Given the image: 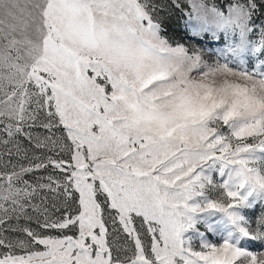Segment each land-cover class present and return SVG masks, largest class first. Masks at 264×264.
<instances>
[{"label":"snow or ice","instance_id":"6c2138e0","mask_svg":"<svg viewBox=\"0 0 264 264\" xmlns=\"http://www.w3.org/2000/svg\"><path fill=\"white\" fill-rule=\"evenodd\" d=\"M250 201L264 0H0V264H264Z\"/></svg>","mask_w":264,"mask_h":264},{"label":"rangeland","instance_id":"374dc122","mask_svg":"<svg viewBox=\"0 0 264 264\" xmlns=\"http://www.w3.org/2000/svg\"><path fill=\"white\" fill-rule=\"evenodd\" d=\"M173 31L177 34V39L180 35H183V21L174 19L172 21ZM209 46H214L212 42H208ZM197 201H190V205L195 204ZM250 207H246L241 210V215H243L249 221L255 220V218L260 214L262 205L259 202H251ZM196 224L192 230L184 233L182 239L188 241V243L194 248H199L202 243L210 244H222L225 241L231 243H236L239 239L238 235L234 231V227L230 224L227 218L220 214L214 215H201L195 218ZM243 245V241H241ZM249 248H254L255 245H245Z\"/></svg>","mask_w":264,"mask_h":264}]
</instances>
